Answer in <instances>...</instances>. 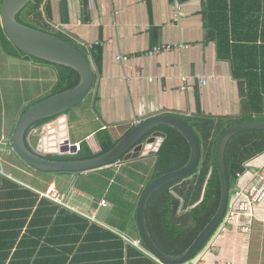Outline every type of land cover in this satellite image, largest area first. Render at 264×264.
I'll list each match as a JSON object with an SVG mask.
<instances>
[{
  "label": "crops",
  "instance_id": "0c3cea01",
  "mask_svg": "<svg viewBox=\"0 0 264 264\" xmlns=\"http://www.w3.org/2000/svg\"><path fill=\"white\" fill-rule=\"evenodd\" d=\"M42 11L47 20L34 14L30 16L39 25L71 37L93 58L96 71L95 91L88 101L71 109L69 114L43 123L48 126L46 133L52 129L63 132L61 139L84 142L96 153L101 150L102 136L107 134L117 142L134 123L156 113L195 122L213 118L217 122L221 118L256 116L249 109L253 100L264 111V0H42ZM97 41L104 43L92 49L85 46ZM167 44L172 46L168 52L145 55L152 47ZM4 52L17 60L16 73L12 69L6 79L13 82L17 79L25 85L32 79V73L39 87L28 97L22 94L17 108L10 104L11 120H3L0 115V160L4 154L8 157L5 161L8 166L13 164L26 174L10 177L0 168L4 178L7 176L14 183L0 180V203L3 211L10 209L18 213L17 217L12 215V223L21 219L20 213L25 221V211L30 208L29 192L25 189L37 193L38 199L45 198L58 206L61 212L56 213L59 216L55 226L48 228L45 235L33 236V240L44 242L37 246L36 255L27 254L33 247L31 233L21 237L26 234L30 214L14 243L10 238L0 239V252L10 251L11 255L17 248L20 254L14 259L15 264H165L120 235L130 241L140 240L135 212L156 162L157 150L165 138L159 146L158 140L154 142L146 155L80 175L84 178L90 173L123 166L134 170L137 175L134 179L127 177L116 185L122 195L116 194L111 199L100 196V201L106 200L105 206L95 201L94 187L89 188L87 183L74 186V178L78 176L71 173H42L45 176L39 180H49L46 188L32 184L28 178L35 171L24 165L7 144L24 109L50 95L58 81V72L51 64ZM25 69L30 72L29 76ZM202 78L207 80L205 84ZM10 90L15 91L13 85ZM32 98L34 102L30 101ZM43 124L28 133L32 147L43 145L41 136L35 132L39 130L37 127H43L42 135ZM13 157L19 163L11 161ZM144 162L148 163V169L140 171L137 166ZM248 163L263 165L264 152ZM49 174L54 177L50 178ZM106 177L110 183L112 177ZM63 184H70L68 192L60 189ZM49 187L64 194L67 205L42 196ZM100 213L102 218L97 216ZM256 216L250 236L240 233L236 226L220 228L206 249L184 264L198 260L200 264H264V201L257 206ZM0 223H3L2 217ZM128 246L140 252L143 259L128 261ZM120 251L122 263L116 260Z\"/></svg>",
  "mask_w": 264,
  "mask_h": 264
},
{
  "label": "water",
  "instance_id": "95a60500",
  "mask_svg": "<svg viewBox=\"0 0 264 264\" xmlns=\"http://www.w3.org/2000/svg\"><path fill=\"white\" fill-rule=\"evenodd\" d=\"M33 0H0V29L6 41L16 50L8 51L15 57L26 60L37 58L52 64L71 67L79 74V82L72 88L47 95L29 105L19 116L11 134L9 146L18 159L33 171L40 173H71L80 176L85 172L94 171L117 161H128L149 153L154 142H160L166 137L163 130L157 129L168 126L176 129L186 139L190 154L187 162L178 169L163 173L151 179L144 187L135 212V223L141 243L156 258L165 264H184L193 259L202 246L208 242L220 225L225 215L230 185L225 165V149L230 138L247 130H263L264 120L237 122L227 127L219 136L215 146V165L221 185V197L218 208L210 221L199 232L189 247L179 255H169L161 250L152 239L147 226L146 209L153 193L160 188L179 181L191 175L201 158V143L194 128L183 118L156 113L134 123L127 132L107 152L94 157L83 159L48 158L34 149L28 142V129L36 122L54 119L62 114H69L71 109L84 102L95 91L96 71L92 61L73 43L56 34L40 28L23 24L16 15ZM3 47L4 42H1ZM23 53V54H22ZM60 130V129H59ZM30 132V130H29ZM28 132V133H29ZM63 132L55 129L43 132L41 139L44 148L48 146L51 152L65 151L69 139H61ZM73 151L74 148L70 147ZM145 151V153H141ZM204 189L200 202L203 198ZM178 197V196H177ZM192 207V206H191Z\"/></svg>",
  "mask_w": 264,
  "mask_h": 264
},
{
  "label": "trees",
  "instance_id": "16d2710c",
  "mask_svg": "<svg viewBox=\"0 0 264 264\" xmlns=\"http://www.w3.org/2000/svg\"><path fill=\"white\" fill-rule=\"evenodd\" d=\"M41 5L42 0H33L16 15V19L19 22L31 27L50 31L57 36L73 43L92 61L94 65L93 58L85 53L80 48V46L74 42L73 39H71V37L59 31L51 30L46 26H41L35 21V17L38 15V12H40L41 15ZM29 8L31 9L29 10ZM44 11L46 12L45 9ZM28 14H34L35 17H30L29 19V17H27ZM0 38L1 42H4L5 44L4 50L6 52L16 51L6 41L5 35L1 29ZM32 59L35 61L51 64L56 68L58 72V81L50 94L72 88L79 82L78 72L71 67L52 64L37 58ZM256 94L258 95V93ZM258 106L259 103L256 100L250 101L249 109L251 112H255L257 114L256 116L249 114L240 118L225 117L226 119L221 118L217 120V122L216 119L213 118L198 119L196 122L186 118V121L194 128L201 143V158L199 164L191 175L155 191L151 196L146 209V221L152 239L165 253L169 255H179L183 253L215 214L221 197V185L219 175L216 170L214 155L216 142L222 132L234 123L264 120V111L259 110L257 108ZM48 120L49 119H45L41 123H34L28 129L26 136L28 135V132L31 128L43 124ZM157 129L163 130L166 133V137L157 150V159L151 170L150 176L148 177L147 183L158 175L183 166L187 162L190 154V148L186 139L176 129L168 126L158 127ZM115 144L116 142L113 141L107 134H105L101 137V150L99 152L93 153L89 150L86 143L81 142V150L78 154L63 157H66V159L90 158L107 152ZM263 152L264 129L243 131L233 135L230 138L225 149V165L230 188H232L235 184L236 172L244 170V164L246 162ZM46 156L52 159L58 158L56 155ZM4 179L6 183L14 184L9 179ZM14 186L16 187V185ZM203 189V198L200 202H198L201 198ZM24 191H27L26 193L29 192L30 206L29 210L25 211V221L22 219V213H20L19 215L21 219L18 222L16 221L12 223V215L16 214L17 217L18 213H12L13 210L9 211L10 209L3 211V207L0 203V218H3V223H0V239L5 241V239L10 238L11 243H14L18 238L24 224H26V219L30 214V221L27 223L25 229L26 234L24 233L21 237H27L28 234L31 233V244L33 247L27 252V254L33 256L36 255L35 250L37 246L39 244H44V242H39L37 239L33 240V236H36L37 234L43 236L46 232H48V228L55 226L54 224L57 220V217L59 216L56 213H60L61 209H59L58 206L47 202L45 198L38 199L39 195L33 191L26 189ZM26 193L25 204H27ZM181 199V207L184 211L182 214H178ZM16 217L14 219H16ZM19 244L21 245L22 242H19ZM205 244L202 246V248L205 246ZM16 249L13 253H11V255L10 251H1L0 264H4L9 257L10 259L8 264H15L14 259H17V255L20 254L16 251ZM127 254H130L128 257L129 259L127 258L128 261L141 260L142 258V254L140 252H138L136 249L132 250L129 246L127 248ZM117 255L120 256H117L116 260L122 263L123 252L120 251Z\"/></svg>",
  "mask_w": 264,
  "mask_h": 264
},
{
  "label": "rangeland",
  "instance_id": "374dc122",
  "mask_svg": "<svg viewBox=\"0 0 264 264\" xmlns=\"http://www.w3.org/2000/svg\"><path fill=\"white\" fill-rule=\"evenodd\" d=\"M30 9L31 8H29V10ZM39 16H41L42 18L47 20L44 11H42L41 15H40V12H38L37 17H39ZM27 17H29V19H30V17H31L30 14H28ZM16 61H17L16 58H14L8 54L7 55L5 54L3 46L0 43V115L2 116L3 120L6 119L7 121L11 120L10 104L11 103H12V105L14 104L17 108V106L21 103L22 94H25V97H28V96L32 95L33 92L37 91V89L39 87V82H37L36 80L33 79L36 75H33L32 73L30 75L32 79L25 82V85H23L21 82H18L17 79H15L14 82L6 79V77L10 76V72L12 71V69L16 73V64H15ZM24 72L27 74L26 76H29L30 72L27 73L28 72L27 69H25ZM41 83L47 84L46 82H41ZM11 85H13V88L15 90L14 92H12V90H10ZM23 87L25 89V92L23 91ZM13 98L15 100L10 101ZM88 99H87V101H88ZM33 100H34L33 98H32V100L30 99V101H33ZM6 106H8V107H6ZM1 116H0V119H1ZM43 126H44V132L46 133L47 132L46 130H48V128H47L48 126H47V124H43ZM37 128H39L40 131L38 129H36L35 130V132H37L36 135L41 136L40 133L43 130V127H37ZM7 158H8L7 156H4V154H1L0 168H2L4 170L5 175H7L6 173H9L10 177H19V176L26 175L21 170L17 169V167L15 165L12 164V166H8L5 163ZM10 160L15 162V163H19V161L16 159V157H13L12 159L10 158ZM127 167H129V166H127ZM137 168L140 171L144 170V169H148V163L144 162L143 164L138 165ZM126 173H127V175H126ZM30 174H31V176H29L28 180L32 184L39 185L40 187L46 188L49 180L48 179H46L44 181L39 180V178L41 176L44 177L45 174L38 173L36 171L30 172ZM49 175H51L50 178L54 177L53 174H49ZM106 176L112 177V181L110 183H109V178ZM136 176L137 175L135 174L134 170H128V168L123 166V167H120L118 169L114 168L113 170H103V171L90 173V174H87L84 178H82L81 176L75 177L74 178V186L81 185V183H87L89 188L94 187V191L92 192V194H93V197L95 198V201L99 202L101 199L100 196H105L107 199H111L116 194L122 195L123 192L119 191L120 187L116 186L118 184V182L122 181L123 179L126 181L127 177L134 179ZM2 178H4V175H2L0 173V180ZM6 178H8V177L6 176ZM26 179H27V177H26ZM112 182H115V184H112ZM60 189L64 190L65 192H68L70 189V184H68V185L63 184L60 187ZM70 195L71 194H69L68 198H70ZM181 201L182 200H180V206L178 209V214L183 213L182 212L183 209L181 207ZM108 209H109V207L104 208L101 211V213H103L105 210L107 211ZM101 213L97 215L98 218H102ZM107 221H108V219H107ZM117 226L121 229H125V226H123V225L122 226L117 225ZM214 233L212 234V236L210 237L208 242H206L205 246L202 248L201 251L206 249L209 241L212 240V238L214 237Z\"/></svg>",
  "mask_w": 264,
  "mask_h": 264
},
{
  "label": "built area",
  "instance_id": "2783aa9c",
  "mask_svg": "<svg viewBox=\"0 0 264 264\" xmlns=\"http://www.w3.org/2000/svg\"><path fill=\"white\" fill-rule=\"evenodd\" d=\"M175 17L177 19V10L175 12ZM103 43L104 42L102 41H97L85 46L89 49H92L93 47ZM171 48L172 46L168 44L154 46L146 51L145 55L152 56L157 53L168 52ZM117 59H121V56H118ZM206 81L207 80L204 78L201 79V82L203 84H205ZM66 145L68 146V148L65 151H60L58 149V151L51 152L48 150V146L46 148H43V145L40 146L41 149L39 151L44 155L72 156L77 154L81 149L80 141H67ZM33 147L34 149H38L37 146ZM70 147H73L74 150L71 151ZM244 167V170L236 172L235 184L232 188H230L225 215L223 216V219L216 231H218L220 228L227 229L228 227L236 226L240 233L248 237L250 236V233L252 231L254 221L257 219L256 208L261 202L264 201V164L256 166L246 162L244 164ZM41 194L42 196L48 197L49 199L59 203L60 205H67L64 200V194L57 192L53 187H49L45 192H42ZM100 205H107L106 200L102 199L100 201ZM120 235L140 250L146 252L148 255H152L141 245V241L139 239L130 241L127 236L122 234ZM199 261L200 260L194 262L193 264H200Z\"/></svg>",
  "mask_w": 264,
  "mask_h": 264
}]
</instances>
